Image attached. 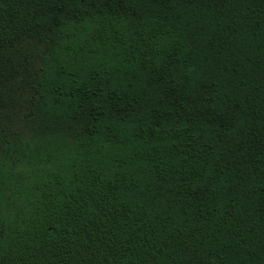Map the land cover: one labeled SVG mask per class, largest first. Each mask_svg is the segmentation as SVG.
<instances>
[{"label":"trees","instance_id":"1","mask_svg":"<svg viewBox=\"0 0 264 264\" xmlns=\"http://www.w3.org/2000/svg\"><path fill=\"white\" fill-rule=\"evenodd\" d=\"M0 264H264V0H0Z\"/></svg>","mask_w":264,"mask_h":264}]
</instances>
